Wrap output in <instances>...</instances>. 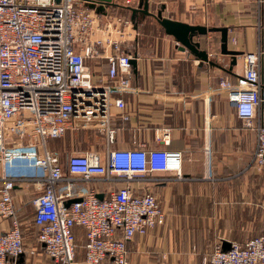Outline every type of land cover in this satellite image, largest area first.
I'll list each match as a JSON object with an SVG mask.
<instances>
[{
    "label": "built area",
    "instance_id": "obj_1",
    "mask_svg": "<svg viewBox=\"0 0 264 264\" xmlns=\"http://www.w3.org/2000/svg\"><path fill=\"white\" fill-rule=\"evenodd\" d=\"M137 2L113 0L126 8ZM90 3L0 0V219L12 220L10 229L0 235V264L24 250L12 198L18 183H33L37 192L31 201L33 223L37 241L53 264H75V228L85 232L86 264H102L105 259L110 264H128L127 243L165 223L158 200L143 185L116 187L102 200L88 186L112 177L113 182L152 181L159 173L182 178L181 153L111 149L114 131L110 127L103 163L97 154H70L62 162L48 151V141L62 138L76 118L106 125L111 104L118 110L125 107L112 95L130 85L132 54L122 50L125 34L120 33L119 40L109 31L108 7L99 15L87 7ZM106 49L111 52L106 57V83L93 84L86 61ZM258 60L257 53L244 54L243 73L236 84L222 79L219 88L244 129L254 131L251 166L264 172V88ZM204 155L210 170L209 146ZM76 198L81 202L64 206ZM208 264H264V209L259 236L243 246L231 244L226 252L216 246Z\"/></svg>",
    "mask_w": 264,
    "mask_h": 264
},
{
    "label": "crops",
    "instance_id": "obj_2",
    "mask_svg": "<svg viewBox=\"0 0 264 264\" xmlns=\"http://www.w3.org/2000/svg\"><path fill=\"white\" fill-rule=\"evenodd\" d=\"M173 1L176 6L171 14L167 13L171 7L161 3L163 18L207 29H227L228 50L242 53L236 64L231 66L230 58L220 55V33L194 38L213 66L187 51H179L176 41L150 19L154 23L151 30L141 28L136 36L125 34L122 38V50L136 61L135 67L131 65L129 87L115 89L112 95L124 102V109L111 104L106 125L76 118L62 138L47 143L48 151L62 162L70 154H97L103 163L110 127L114 131L111 149L181 153V179L159 173L152 181L113 182L112 177V181L102 178V182L88 186L97 195L108 196L116 187L143 185L158 200L165 223L127 243L128 264H208L216 246H243L262 233L264 172L251 166L256 136L254 131L244 129L230 110L219 83L227 79L236 84L244 69L243 55L257 53L264 88V0ZM179 3H183L187 14L182 18L177 17H181ZM110 53L106 49L99 57L86 61L93 84L106 83V57ZM261 119L264 122V112ZM163 132L168 133L161 135ZM208 146L210 170L204 155ZM36 193L33 183H18L12 191L24 250L21 258L9 259L5 264H53L37 241L31 204ZM11 222L0 219V235L10 229ZM73 234L78 264H86L85 232L75 228Z\"/></svg>",
    "mask_w": 264,
    "mask_h": 264
},
{
    "label": "water",
    "instance_id": "obj_3",
    "mask_svg": "<svg viewBox=\"0 0 264 264\" xmlns=\"http://www.w3.org/2000/svg\"><path fill=\"white\" fill-rule=\"evenodd\" d=\"M143 2V0H139V4ZM95 3L101 4V6L95 7ZM113 0H91V3L87 6L90 10H94L96 14L104 15L105 14V6L110 7L113 6ZM142 5V3L140 4ZM131 13H134L136 9L129 8ZM155 21L160 25V27L164 30V33L167 36L172 37L176 43L179 45V51L185 52L187 51L198 60L208 63L209 65H215L213 62L209 60L208 53L204 50L200 49V43L195 42L194 38L197 36H206L209 32H218L221 34V46H220V55L227 56L231 60V66L236 64L237 58L242 56L241 52L228 50V30L225 28L221 29H207L204 26L200 25H190L186 23H182L179 21H174L170 19L163 18L161 12H158L156 16H154ZM131 65L133 67L136 66V61L133 58L131 60ZM99 200L103 199V195H97ZM81 202V199L76 198L69 200L64 203L65 207H69L73 203ZM230 249V244H225L222 246V250L224 252ZM22 254L17 258H21Z\"/></svg>",
    "mask_w": 264,
    "mask_h": 264
},
{
    "label": "rangeland",
    "instance_id": "obj_4",
    "mask_svg": "<svg viewBox=\"0 0 264 264\" xmlns=\"http://www.w3.org/2000/svg\"><path fill=\"white\" fill-rule=\"evenodd\" d=\"M155 3L159 4H163V5H167L168 7H171V9L167 12L168 14L173 13L172 10L173 8L176 6V4L174 3L175 1L173 0H152ZM118 2V1H116ZM178 6V5H177ZM185 8L183 3H179V15L177 16L178 18H182V15H186L187 14L184 12ZM190 11V10H187ZM108 12V18L106 20V25L110 26V32L112 33L113 38H116L120 40V33H124V34H130V36H133V34L136 36L137 31L139 32L137 26L134 23V20L130 17V14L126 13L125 11L122 10H112L109 12V9H107ZM175 14V13H174ZM174 17L176 18V15H174ZM144 30H151L153 28V24L152 21H150V19H148L146 22H144ZM105 24V20L102 19L100 25H104ZM115 34H117V36H115ZM128 36V35H127ZM122 40V39H121ZM129 42H132L131 39L128 40ZM232 112L234 111L232 108L230 109ZM84 258V257H83ZM79 258H76L75 255V264H78ZM81 261V260H80Z\"/></svg>",
    "mask_w": 264,
    "mask_h": 264
},
{
    "label": "flooded vegetation",
    "instance_id": "obj_5",
    "mask_svg": "<svg viewBox=\"0 0 264 264\" xmlns=\"http://www.w3.org/2000/svg\"><path fill=\"white\" fill-rule=\"evenodd\" d=\"M141 3L142 5H140ZM141 3L139 4L138 2L136 7H133L136 9L134 13H131L133 19H137L138 21L146 19L155 20L154 16H156L158 12H161V14L163 12L162 9H164V6L162 4H159L161 6L158 7V3H155L152 0H143Z\"/></svg>",
    "mask_w": 264,
    "mask_h": 264
},
{
    "label": "trees",
    "instance_id": "obj_6",
    "mask_svg": "<svg viewBox=\"0 0 264 264\" xmlns=\"http://www.w3.org/2000/svg\"><path fill=\"white\" fill-rule=\"evenodd\" d=\"M108 9H109V12L112 11V10L116 11V10L120 9V10L125 11L126 13L130 14V17L132 18L131 11L129 10V8H126V7H123V6H119L117 3L114 4L113 6L108 7ZM133 20H134V23H135V25L137 26L138 29L144 28V24L145 23L143 21H138L137 19H133ZM102 264H110V259H105V261Z\"/></svg>",
    "mask_w": 264,
    "mask_h": 264
}]
</instances>
